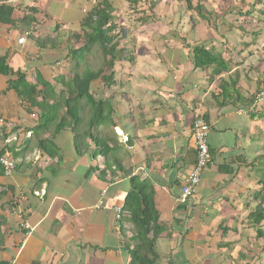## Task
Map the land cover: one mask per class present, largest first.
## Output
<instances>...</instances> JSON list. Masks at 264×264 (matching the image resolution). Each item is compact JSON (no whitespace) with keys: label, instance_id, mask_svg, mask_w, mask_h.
Wrapping results in <instances>:
<instances>
[{"label":"crops","instance_id":"obj_1","mask_svg":"<svg viewBox=\"0 0 264 264\" xmlns=\"http://www.w3.org/2000/svg\"><path fill=\"white\" fill-rule=\"evenodd\" d=\"M1 1L0 60L31 85L70 74L66 50L77 48L74 35L99 0ZM189 1L203 18L180 0H150L135 11L127 0H107L126 37L103 72L113 82L89 87L111 112L80 129L78 151L70 129L54 132L58 119L37 129L51 102L30 108L7 88L15 77L0 75V150L15 165L0 175V264H130L137 243L122 210L131 178L146 186L161 229L153 264H264V221L255 226L252 215L264 184V101H250L264 91V0ZM196 46L221 58L220 76L212 78L213 66L193 67ZM197 118L210 128L212 160L181 204ZM114 207L122 208L119 222Z\"/></svg>","mask_w":264,"mask_h":264},{"label":"trees","instance_id":"obj_2","mask_svg":"<svg viewBox=\"0 0 264 264\" xmlns=\"http://www.w3.org/2000/svg\"><path fill=\"white\" fill-rule=\"evenodd\" d=\"M180 1L185 3L187 9H192L189 0ZM149 2L150 0H127L128 8L131 11L138 9L139 4H149ZM192 10L196 12V17L200 18H203L206 13L199 6ZM146 16L143 14L142 17ZM190 21L193 24L195 19H190ZM119 26L107 0H99L94 8L85 14L79 26V33L74 35L77 48H67L66 50L63 61L71 62V73L54 79L53 86L41 78L37 79L35 85L28 84L23 75L13 73L5 62L0 60V75L15 77V79L9 80L7 88L12 89L20 101L27 102L30 108H37L38 111L42 108L43 103L51 102L49 117L39 113L37 129H42L58 119L54 132H58L63 128L70 129L74 135V144L77 151L79 150L77 142L80 138V129H85L86 126L88 129L98 127L106 122L108 114L111 112L109 101L94 100L89 93V87L91 82L96 80H99L105 86L113 82V74L104 75L103 72L104 69H110L113 61L121 54L122 50L119 45L126 37V32L119 29ZM91 58H93L94 69L89 66V59ZM94 61L96 62L94 63ZM192 61L195 69L213 66L212 78L218 77L224 72L221 58L201 46L193 48ZM225 85L222 84L218 89L225 90L227 93L230 92L237 99L239 93L234 90L227 91ZM38 87H40V90H38ZM58 88L59 92L55 94ZM254 95L250 96L252 103ZM37 98L41 99V103L37 102ZM60 111L63 115L58 118ZM103 111L106 112V116H103ZM87 113L89 116H87ZM87 118H89L88 121ZM89 139L95 147L94 152L104 155L105 149L100 139L92 136H89ZM37 148L43 152L47 151L48 144L38 143ZM4 153V150H0V157ZM0 175H3L1 166ZM129 183L130 191L125 198L122 212L125 211L129 216V222L133 226L132 242L137 243L129 252L130 264H153L156 257L153 251L154 244L161 232V229L157 226V214L149 200L146 186L134 178H131ZM255 198L258 199L259 205L252 215L254 217L253 224L257 226L264 221V184L255 195ZM148 256H150V259Z\"/></svg>","mask_w":264,"mask_h":264},{"label":"built area","instance_id":"obj_3","mask_svg":"<svg viewBox=\"0 0 264 264\" xmlns=\"http://www.w3.org/2000/svg\"><path fill=\"white\" fill-rule=\"evenodd\" d=\"M35 0H28L26 2L27 7L31 6ZM2 1L0 0V5ZM23 42V38L17 41L18 44ZM264 101V91H260L254 95L253 104H260ZM3 120L0 117V126L2 125ZM209 126L200 118L195 119L191 125V137L195 152L194 163L191 167L190 172L184 177L181 186L179 188V195L177 202L184 204L189 199H191L194 194L197 186L200 183L201 175L203 170L211 164V155L207 145V136L209 133ZM0 166L3 169V174L9 176L15 170V165L13 161L9 158L8 154H4L0 157ZM114 218L116 222H119L121 219V208L114 207L112 209ZM22 229H28L25 224L21 225Z\"/></svg>","mask_w":264,"mask_h":264},{"label":"rangeland","instance_id":"obj_4","mask_svg":"<svg viewBox=\"0 0 264 264\" xmlns=\"http://www.w3.org/2000/svg\"><path fill=\"white\" fill-rule=\"evenodd\" d=\"M96 61H94L95 63ZM98 63V62H97ZM89 66L92 68L93 67V58L89 59ZM95 68V66L93 67V69Z\"/></svg>","mask_w":264,"mask_h":264}]
</instances>
